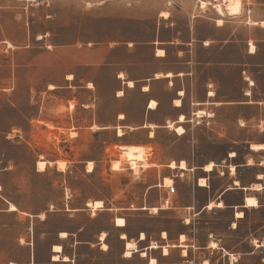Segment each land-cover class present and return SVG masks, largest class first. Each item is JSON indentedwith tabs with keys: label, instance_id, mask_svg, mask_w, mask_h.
<instances>
[{
	"label": "rangeland",
	"instance_id": "obj_1",
	"mask_svg": "<svg viewBox=\"0 0 264 264\" xmlns=\"http://www.w3.org/2000/svg\"><path fill=\"white\" fill-rule=\"evenodd\" d=\"M215 3L201 8L197 2L194 18L176 10L173 28L160 26L161 38L177 36L188 41L181 49L186 51L184 58L194 62L191 72L175 81L185 91L183 110L189 113L174 126H182L184 133L158 129L154 146L145 147L150 166L130 169L123 163L116 171L111 164L120 154L118 146L143 142L146 129L122 125L138 122L137 115L142 113H128L125 121L117 122V112H133L142 102L140 85L117 98L119 85L114 79L119 66L107 63L182 69L183 64H175L178 46H168L166 58L151 60V46L113 42L155 39V21L102 19L97 7L80 0H0V259L29 264L32 251V264H62L49 259L52 246L60 244L70 254L67 264H146L138 253L123 257L120 234L135 240L141 232L146 241L155 242L164 232L166 240L185 236L184 261L264 263V248L253 245V241L264 242V189H232L224 194V202L221 199L222 208H204L224 188L234 187L233 181L241 179L250 186L261 182L258 174L264 177V152L249 149L250 144H264V110L238 103L264 98V67L255 65L264 62V43L243 42L264 36V30L252 23L264 20V0L242 1L238 15L225 13L224 17L215 12ZM216 19L223 26L217 28ZM209 36H230L232 42L206 47L201 41ZM98 41L114 46L99 70L85 65L97 58L98 47L103 52L104 45ZM249 43L260 49L259 55L246 53ZM68 74L74 79L67 80ZM151 89L166 111L165 84L156 81ZM208 89L215 93L210 102L224 104L211 108L206 104L208 110L193 115V103L203 99ZM246 91L250 96H245ZM116 127L125 134L123 138L116 135ZM181 159L188 162L184 175L167 166ZM38 160L52 164L38 171ZM58 161L64 163L63 169ZM89 162L91 172L86 170ZM210 162L214 170L206 174L202 167ZM164 177L172 180L169 186L159 185ZM199 177L205 178L206 188L197 186ZM246 194L256 197L257 208L235 207ZM94 200L103 205L93 212L86 203ZM10 205L17 212L4 211ZM236 210L243 218L234 217ZM115 217L125 220L124 228L114 226ZM60 232L67 237L60 239ZM102 233L106 234L105 251L99 244ZM213 241L216 249L209 247ZM159 250L154 252L158 264H173L171 256L161 259Z\"/></svg>",
	"mask_w": 264,
	"mask_h": 264
},
{
	"label": "crops",
	"instance_id": "obj_2",
	"mask_svg": "<svg viewBox=\"0 0 264 264\" xmlns=\"http://www.w3.org/2000/svg\"><path fill=\"white\" fill-rule=\"evenodd\" d=\"M212 1L216 2L215 4H217V3L220 5L223 4L222 0H220L219 2H217V0H80V2L85 6H89L90 8L97 7L99 17L102 19H108V20L117 19V20H120L122 22H130V23H139V22L141 23L144 21H155L156 22V24H155L156 25V37H155V39H151L148 41H135V40H133L132 42H126V41H124V42H113V44H116V46L120 43H128L129 46H131V45L132 46H134V45L135 46H148V47L151 46L150 47L151 49L149 51V53H150L149 55H150L151 60L153 58L158 59V60H162V59L166 58L168 55L167 47L170 45H176V46H178V48L174 52L175 56H176V61H177V62H175V64H183L184 65V68H182V69H177L174 66H170V67L164 68L162 70H153L152 67H150V65L142 67L141 65H138L137 62H133L132 67H128L127 65H124V63H122V62L121 63H112L111 61L108 62V60H107L108 59V52L110 51V49L114 48V46L113 45L111 46L110 44H109V46H107V44H108L107 42H100V41L97 42L100 45L103 43V45H104L103 46V52L101 51V48L98 47L97 58L96 59L91 58L88 61V63H86L85 65L88 67H96L98 70L101 68V66H103L105 64V62L106 63L108 62L107 64H113V65L116 64L119 66L117 68V70L115 71L114 83L115 84L118 83V85H119V88L116 89V92H115L116 95L115 96L117 98H121L124 96L126 90L134 89L135 87L140 85L139 96L142 98V102L136 107V110L133 112H130L128 109H122L121 111L117 112L118 113L117 114V122L120 123V122L125 121V119L128 116V113H137V114L142 113L140 116L137 115V118L140 117L138 122H136V123L135 122L134 123H130V122L128 123L127 122V124H122V125H127L130 129L145 128L146 129V140H144L143 142H129L125 145H135V146L141 145L143 147L154 146V144H155L154 138H155V135H156L158 129L173 128V127H176L174 125L181 124L184 122V121L183 122L178 121V117L180 115H182L185 118L186 117L185 113H189V112H185L183 110V106H184L183 96H184L185 91L183 90L182 87L176 86L175 81L178 77H183V76L188 75L191 72V70L193 69L194 62H192L191 60L185 59L184 54L186 51L181 49V46H184L185 44H187L188 41L181 40L177 36L176 37L172 36L171 38H168V39L161 38L160 37L161 31H162L161 25H164L163 27L165 29L173 28L175 19H173L172 14L174 11L176 12V10H179L184 15H186L188 18H194V17H196V15H193L192 12L194 11V8H195L197 2H200L201 8H205L206 5L211 4ZM240 1H241V7H242V1L245 2L247 0H240ZM251 1H253V0H251ZM255 1H257V0H255ZM201 3H205V6L202 7ZM215 4H214V6H215ZM221 6H223V5H221ZM240 11H241V9H240ZM215 12H216V10H215ZM224 14H225V12H224ZM224 14L219 15V16L224 17ZM227 15H229V14H227ZM229 16H233V15H229ZM206 18L212 19V17H210V15H206ZM217 20H221V19H216L215 22H217ZM262 22H264V20L262 18H258L257 20H255L253 22V24H256L259 29L264 30V26H261ZM216 25H217V28L223 26L222 20H221V24L216 23ZM249 41H256V42L264 43V36L257 37V38L252 37V38H248L247 40L246 39L243 40V42H245V43H248ZM230 42H232L230 36H228L227 38H224V39H217V38L209 36L207 38V41L206 40L201 41V43L204 44L206 47H211L216 43H221V45L224 46ZM250 45H254V44L253 43L248 44V48L246 50V53L249 56H253V57L256 55H259L261 52L260 49L254 45L253 46L254 49L250 50ZM158 51H160L162 53V55H159V53H157ZM94 63H96V64H94ZM207 64H213V63H207ZM214 64H220V63L215 62ZM243 65L244 64H241V67H243ZM255 65L257 67H264V62L263 63L259 62ZM242 70L244 72L246 71V69H243V68H242ZM68 75H70L72 77H71V79H67V80H73L74 79L72 74H68ZM120 75H123V76L121 77ZM247 79H249V78H247ZM129 81H131V83H132L131 86H129L127 84V83H129ZM156 81L163 82L165 84L166 92L168 94V102L166 103V107H167L166 111L163 108V106L160 105V102H159L160 100H158V97L156 96V94L151 89V85ZM209 81H212V80L209 79ZM250 81L251 80L249 79L248 82H250ZM253 83L255 84V80L251 81V84H253ZM88 84H91V86H92V83H88ZM118 92H121V94L119 96H118ZM245 96L246 97L250 96V92L246 91ZM213 98H215L214 90L208 89L205 92L203 99H198V101L193 103L192 106H196V107L194 109L191 108L190 113H193V115H195L196 111H203L204 112V110H208L209 105H206V104H210V108H211L212 104H215V105L224 104V102L223 103L217 102V101L210 102L209 100H211ZM151 101L155 102L154 107H150ZM174 101H179V105H175ZM225 103H228V102H225ZM238 103H242L243 105L254 104L260 110H264V98H260V99H256V100H248L247 98H245V100H241ZM162 113H175V115L170 116L168 114H162ZM119 114H123L124 117L122 119H119L118 118ZM169 123H172L173 127H168ZM177 126H180V125H177ZM117 128L118 127H116V129ZM173 130H174V128H173ZM150 133H151V135H150ZM124 136H125V134L123 136H120V138H123ZM254 144L264 145L263 143H254ZM250 145H249V149L251 150ZM258 151H263V150H258ZM181 160H183L185 162L186 169L185 170H180L178 168H174V169H178V172L181 173V175H184L185 172L188 171L187 170V163L188 162L185 159H181ZM181 160H179L178 162H180ZM251 162H252V160H251ZM177 163H176V165H177ZM251 164H248V165H251ZM214 166H215V164H214ZM214 166H213V169L211 171L214 170ZM202 170L204 171V166L202 167ZM211 171H204V172L206 174H208ZM231 174H233V173H231ZM259 175L261 177L258 178ZM164 178H169V177H164ZM164 178H162V183H159V185L160 184L163 185V179ZM200 178L205 180V178L199 177L196 181L197 186L199 188H206L207 187L206 181H205L204 186H201L198 184V180ZM257 178L259 180H261V182H254V183L261 184L263 187L262 189H264V177L261 174H258ZM238 181L240 184H238L237 186H234V187L228 186L227 188H224L216 196L217 197L216 201L212 202L209 200L208 202H206V204H204V208L207 209L206 206H208V204L211 202L213 204H215L216 202L221 201L224 194L226 192H228L229 190L234 189V190L254 191L250 188L251 184H250V186H245L241 179H238ZM154 186H156V185L150 186V188L152 189ZM245 196H247V194L244 195V197ZM244 197L242 198V203L239 206H235V207L249 208V207L244 206ZM223 202H224V198H223ZM0 211H3V210L0 209ZM4 211L14 212V211H9L8 209L4 210ZM116 218H118V217H115L113 220L114 226L116 228H120V229L124 228L125 226L117 227L115 225V219ZM162 233H164V232H162ZM122 234H124V233H122ZM124 235L126 236V234H124ZM139 235L140 234H138V237L134 240V239L128 238L127 236L125 238H121V234H120L119 239L122 240L121 242H123V248H125L124 245H125L126 240H132L136 243L137 249H138V251L134 252V253H138L140 256L141 251L145 252V256L144 257L140 256V257L146 259V264H149L150 259H154L156 261V264L159 263L158 258L156 257V255H154V252H156L158 249H160L158 251V254L161 256V259H164L166 257L171 256L173 264H178V261H181L180 264H183V262H184L183 258L184 257H181V256H186V255H182L183 251H185V250H182V248L184 246L181 244L182 242H180L179 239L166 240V238H165L166 236L163 237L161 234V237L159 239H156L154 243L160 242V243H166V244H161V245L156 244L157 248L152 249V248H150V244L152 243V241H146V237L144 240H139ZM105 237H106V234H105ZM105 237L103 239H101L99 237L100 246H102V243H104ZM164 239H165V241H164ZM168 241H171V242L175 241L177 243L171 244ZM178 242H180V243H178ZM259 243H261V242H259ZM140 245H141V248L139 247ZM163 248L167 249V253H165V254L163 253ZM102 250L105 251V249H102ZM51 252L53 253L52 248H51ZM30 255H31V257H30V263L29 264H32V251H31ZM60 256H67L68 261H57V262L52 261V262L53 263H62V264H67L70 262V254H66L63 251V247H62V251L60 253ZM50 257H51V255H50ZM50 257H49V259H50ZM13 263L19 264L16 261H8V260L3 261L2 258L0 259V264H13Z\"/></svg>",
	"mask_w": 264,
	"mask_h": 264
},
{
	"label": "bare ground",
	"instance_id": "obj_3",
	"mask_svg": "<svg viewBox=\"0 0 264 264\" xmlns=\"http://www.w3.org/2000/svg\"><path fill=\"white\" fill-rule=\"evenodd\" d=\"M223 1V6H221L220 4H215V10L216 12L218 13V15H223L224 12L229 14V15H238L239 12H240V9H241V1L240 0H222ZM221 1V2H222ZM208 4V3H207ZM201 6L204 7L205 6V3H201ZM217 24H221V20H217L216 22ZM253 23V22H252ZM261 26H264V22L261 23ZM254 45H250V50H253ZM157 53H159V55H162V53L160 51H158ZM161 53V54H160ZM121 77L123 75H120ZM72 76L68 75L67 76V79H71ZM156 77V76H155ZM169 77V76H168ZM129 86L132 85L131 81H129V83H127ZM89 87H91V84H88ZM52 88V86H49ZM143 89V88H142ZM121 94V92H118V96ZM248 94V93H247ZM174 104L175 105H179V101H174ZM155 106V102L154 101H151L150 103V107H154ZM70 108H72V105L70 106ZM204 112L203 111H196L195 114L197 116H200L202 115ZM124 116L123 114H119L118 118L119 119H122ZM178 121L180 122H183V116L180 115L178 117ZM168 127H172V124L169 123L168 124ZM174 128V131L178 134V135H181L184 133V130L181 126H176V127H173ZM116 135L117 136H123L124 133L121 129H117L116 130ZM151 135V133H150ZM119 150H120V154L118 156V158L113 161V163L111 164V169L112 170H121V166L123 163H127L129 165V168L130 169H136V168H147L150 166V164L148 163V156L150 155L149 153V149H146L145 147L143 146H135V145H121V146H118ZM250 148L251 150L253 151H258V150H263L264 151V145L262 144H251L250 145ZM234 154H231V156H233ZM47 163H50L52 164L51 162H47L45 160H38L36 162V167H37V170L38 171H43L47 165ZM182 165V166H181ZM57 166L59 169H63L64 168V163L63 162H60L58 161L57 162ZM212 162L208 163V164H205L204 165V171H211L212 170ZM168 167L171 168V169H174V168H178L180 170H185L186 169V164L183 160H181L180 162L177 163V165L174 163V162H170L168 164ZM93 169L91 163L89 162L87 167H86V170L87 172H91ZM230 171L232 173H234V168L231 166L230 167ZM261 177L260 175L258 176V178ZM172 183V180L169 179V178H164L163 179V185L164 186H169L170 184ZM235 186H237L239 183L238 181H234L233 182ZM198 184L201 185V186H204L205 185V180L200 178L198 180ZM250 188L254 191H260L263 187L261 184L259 183H253L251 184ZM86 205L88 207H90L92 209V211H96L97 209L101 208L103 203L101 200H94V201H88L86 203ZM244 206L245 207H249V208H257L258 207V201L256 199V197L254 196H251V195H248V196H245L244 197ZM207 209H211L213 207H216V208H222L223 207V204L221 201H218L216 202L215 204H213L212 202L208 204V206H206ZM8 210L9 211H16L17 209L15 208L14 205H10L8 207ZM151 210L156 213L157 212V208H151ZM17 212V211H16ZM21 214H24V213H21ZM41 218L44 217L43 213L39 215ZM234 217L236 219H241L243 218V213L241 211H236L234 213ZM185 223L188 224L189 223V220L186 219L185 220ZM115 225L117 227H123L125 226V220L122 219V218H116L115 219ZM237 226H236V223L235 222H232L231 223V228L235 229ZM162 236H166L165 233H162ZM67 237V233L66 232H60L59 233V238L60 239H64ZM105 237V234L102 233L100 235V238L103 239ZM126 236L124 234H121V238H125ZM145 239V235L143 233H140L139 235V240H144ZM185 240V236L184 235H180L179 236V241L182 242ZM179 242V243H180ZM253 245L255 247H263L264 248V242H261V243H256V241H253ZM124 252H123V257H131L132 254L134 252H137L138 249H137V245L134 241L132 240H126L125 242V245H124ZM209 247L210 248H213V249H216L217 248V243H215L214 241L213 242H210L209 244ZM102 249H107V246L102 243V246H101ZM150 248H157V245L156 243L152 242L150 244ZM52 251H53V254L51 255L50 259L51 261L53 262H57V261H68V258L67 256H60V253L62 251V248L60 245H53L52 246ZM163 253H167V249L166 248H163ZM182 255H186L185 251H183ZM140 256L141 257H144L145 256V252L144 251H141L140 252ZM230 260L232 262H236L237 261V258H231L230 257ZM14 264V263H13ZM149 264H156V261L154 259H150L149 261Z\"/></svg>",
	"mask_w": 264,
	"mask_h": 264
},
{
	"label": "built area",
	"instance_id": "obj_4",
	"mask_svg": "<svg viewBox=\"0 0 264 264\" xmlns=\"http://www.w3.org/2000/svg\"><path fill=\"white\" fill-rule=\"evenodd\" d=\"M164 204L165 205H168L169 204V199L168 198L164 199ZM183 264H209V262H208V260H206V261H202L200 263H194L193 260H185L183 262Z\"/></svg>",
	"mask_w": 264,
	"mask_h": 264
},
{
	"label": "trees",
	"instance_id": "obj_5",
	"mask_svg": "<svg viewBox=\"0 0 264 264\" xmlns=\"http://www.w3.org/2000/svg\"><path fill=\"white\" fill-rule=\"evenodd\" d=\"M224 201H225V199H224Z\"/></svg>",
	"mask_w": 264,
	"mask_h": 264
},
{
	"label": "snow or ice",
	"instance_id": "obj_6",
	"mask_svg": "<svg viewBox=\"0 0 264 264\" xmlns=\"http://www.w3.org/2000/svg\"><path fill=\"white\" fill-rule=\"evenodd\" d=\"M182 166V165H181Z\"/></svg>",
	"mask_w": 264,
	"mask_h": 264
}]
</instances>
